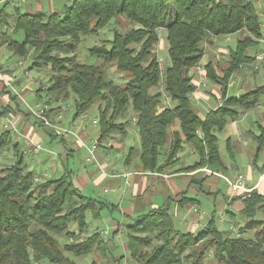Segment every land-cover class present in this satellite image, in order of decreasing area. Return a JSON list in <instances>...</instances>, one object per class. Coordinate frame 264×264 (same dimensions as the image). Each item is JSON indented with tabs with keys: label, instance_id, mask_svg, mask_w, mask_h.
Masks as SVG:
<instances>
[{
	"label": "trees",
	"instance_id": "1",
	"mask_svg": "<svg viewBox=\"0 0 264 264\" xmlns=\"http://www.w3.org/2000/svg\"><path fill=\"white\" fill-rule=\"evenodd\" d=\"M5 7L0 9V47L6 45L18 57L31 50L29 68L49 66L54 73L46 93L56 99L72 95L74 118L97 100L102 102L95 116L99 142L124 130L127 122L120 119L130 109L139 139L136 168L141 172H162L174 166L184 144L197 160L177 170L208 167L226 172L217 135L264 95V84L237 96L225 93L231 75L253 59L248 49L262 35L251 0H72L63 14L18 9L10 13ZM119 17L125 24L113 29L108 43L88 49L101 65L78 63L74 51L81 39L97 34ZM160 28L168 43V62L162 73L154 51ZM19 31L23 39H12L11 34ZM241 31L244 35L236 40L226 67L211 60L203 65L205 78L219 85L221 92L219 103L201 117L191 99L194 78L188 72L204 55L203 41L211 44L214 36ZM105 64L125 76L123 84L107 77ZM158 86L161 90H155ZM9 96L16 100L15 95ZM8 111V106L0 105V117ZM255 140L257 156L264 147V123L258 125ZM2 151H11L13 158L11 164L0 167V264H74L68 253L79 255L104 247L98 232L82 240L78 237L86 229L87 214L99 218L105 202L81 194L73 186L69 169L35 182L37 172L28 168L9 129L0 131ZM234 199L242 203L241 217L251 219L257 213L264 217V194L256 189L240 191ZM189 202L183 196L178 200L181 206ZM228 216L236 223L233 214L228 212ZM69 223H75V231L68 230ZM237 233L231 235L218 227L214 216L199 230L182 232L168 208L158 207L127 226V249L135 264H206L209 252L210 264H264V218L238 228ZM57 236L67 241L61 244Z\"/></svg>",
	"mask_w": 264,
	"mask_h": 264
},
{
	"label": "crops",
	"instance_id": "2",
	"mask_svg": "<svg viewBox=\"0 0 264 264\" xmlns=\"http://www.w3.org/2000/svg\"><path fill=\"white\" fill-rule=\"evenodd\" d=\"M51 1L52 0H26L24 3L17 6L10 7L8 5L6 7H9L8 12H11L12 9L19 10L23 8L25 12L33 13L38 8L42 7V5L48 3V9L56 11L55 8L50 9ZM251 1L255 4L257 10L264 8V0ZM2 6L4 5L1 4L0 7ZM232 35H236L234 42H232L235 46L236 40L242 37L244 32L241 31ZM161 39L160 36L158 44L161 42ZM258 47L259 43H257L255 47L249 48L248 54L253 55ZM209 60L208 55L205 54V60L201 58L198 63L201 66V71L197 72L190 68L188 72L190 75H193L194 87H197V90H194L192 93L191 99L194 107L200 109V112H197L201 117H203L207 111L213 109L220 100V86L211 83L204 75L203 65ZM0 65V70L3 72V74L0 75V92H2V94H0V105L9 107V111L0 117V131L9 129V123L17 129V133L10 132V134L18 144L19 149L23 152L24 158L27 156L26 163L28 168L34 173L46 171L47 177H57L64 169H69L72 172L73 186L80 193L92 186V182L93 184L106 183L105 187L109 188L108 192L116 194L117 202L95 198L92 196V194L95 193L94 188L89 189L88 191L90 194L85 196L106 203L107 206L104 209L111 212L110 214L112 215L109 225V228L112 230L111 239H117L118 235L121 237V234H124V232L126 233L127 226L130 225L134 219L158 207L168 208L176 229L182 232H195L204 227L210 218L214 216L213 209H215L214 205L217 199L218 208L220 210L223 209L221 211V218L232 221L228 216V212L233 214V218L235 219L241 217L239 211L242 209V203L240 200L234 199L241 190L232 189L223 179V177H226L230 180L229 176L231 172L236 171L231 178L232 181H234L238 175L242 174L245 189H249V191L256 189L259 193L264 194V147L259 151L257 156H255V136L258 134V125L264 123V95L260 97V101L255 107L240 113L237 118L229 121L225 128L218 133V141L226 137L224 141V151L226 155L225 158L227 159L224 162L226 163L227 169L224 174L213 171L208 167H201L186 172L177 170L180 167L192 165L194 161L197 160V156L188 144L187 149L185 147L181 149H186L184 154L181 150L177 154V162L174 166L166 168L162 172H135L137 170L136 165L139 154V139L137 149L128 142L131 137L130 132L136 133V129L133 128V120L125 117L128 111H126L120 119V121L127 122L124 126L123 137L112 134L110 136L108 148L100 147V145L93 148L96 161H85L89 167L76 170V168L69 165V157H72L73 154L76 153L74 151L80 149L79 146L84 148L85 152L88 153V149L92 147V139L99 134L97 119L95 120L93 117L95 120L93 121V118H88L87 115L83 120L84 122L78 117L74 118L73 116L71 119H68L65 111L66 119L64 122L59 123L60 126L72 127L74 130L79 129L80 133H82L81 131L87 133L88 137L84 140V146L78 145L73 137L62 138L53 131L51 133L50 131L48 132V130L45 131L42 125H40V122L31 114V110L39 105L37 94L34 93L33 95L35 97V104L33 106L26 103L15 91V89L18 90L20 88H22V91H28L27 87H25L24 77L18 73V70L16 71L17 67L15 63L9 65L7 59L1 61ZM257 65L260 71L264 70V57L257 61ZM222 66H227V60ZM259 70L245 71L243 68L237 70L229 79L225 92L226 96H237L236 93L234 94V87L230 85V81L232 80L237 84V80L239 81L242 77L244 78L243 73L251 74L252 76V80H250L251 84L248 87L255 86V78ZM12 82L14 84H12ZM200 82H205V84L208 82L209 91H205L206 85L202 86ZM246 83L247 82L244 81L242 85L237 86L238 93L247 88ZM1 84L6 86V89L3 91H1ZM250 90H252V88ZM9 94L15 95L16 100L10 99ZM48 113L50 120L55 119V111H49ZM133 116L134 113L131 111V117ZM136 137L138 138V135ZM133 139H135V137ZM30 141L41 145L42 150L37 155L32 156L30 153H26L30 146ZM229 151L232 154V159ZM5 152L6 151H4V153ZM87 157L88 155L85 159ZM237 159L239 160L237 161ZM9 161H12V156L11 159L9 158ZM124 171L131 172L128 177L130 181L129 185H125L124 178L121 176V173ZM106 188H103L104 192H106ZM182 196L190 199L191 202L182 206L179 205L178 200H180ZM196 207L198 209L197 211L194 210ZM115 212L116 215L113 216ZM117 218H119V220L126 219L128 222L123 225L121 223L122 221L118 222L119 220ZM118 224L125 228H123L119 234H115V228H117ZM94 229L95 232H100L99 234L104 240V250L106 248L105 241L109 231L105 228L106 235L104 236L102 231L105 229L99 228L98 225H95ZM119 241H122L121 243L128 252L127 238L126 240L120 239ZM129 260L126 259V263ZM112 264H120V261L116 258Z\"/></svg>",
	"mask_w": 264,
	"mask_h": 264
},
{
	"label": "rangeland",
	"instance_id": "3",
	"mask_svg": "<svg viewBox=\"0 0 264 264\" xmlns=\"http://www.w3.org/2000/svg\"><path fill=\"white\" fill-rule=\"evenodd\" d=\"M71 1L72 0H52L50 9L55 8L56 11L63 14L65 7L68 6L71 3ZM8 8L9 7L4 8V11L8 12ZM0 9H1V7H0ZM19 10H20V12L25 11L23 8H21ZM48 10H49L48 9V3H45L44 5H42V7L38 8L35 12H41V11L50 12V11H52V10H49V11ZM12 11H13V9H12ZM259 11H260V9L257 10V12H259ZM8 20H9V22H12V15L9 16ZM124 24H125V20L122 17H119L116 20H113L108 26H106L104 29H102L97 34L88 35V36L83 37L81 39L79 45L77 46V48L74 51V57H75L76 61L78 63L101 65V60L96 58L95 56L89 55L88 49L95 44L96 45L100 44L101 42H104L105 44H107L108 43L107 40H110L112 38L113 29H120L122 26H124ZM1 28L5 29V26L4 27L2 26ZM9 33H11V31ZM11 37L14 40L21 41L23 39V33L21 31L14 32L11 34ZM161 38H162L161 42L155 46L154 51H155V54H156L159 62H162V64L165 66V64L168 62V54H167L168 43H167V40L165 37V33L163 31L161 34ZM235 38H236V35H230V36L229 35H223V36L212 37L211 38V40H212L211 44L206 42V41H203L202 45L204 48V53L208 55V58L211 61L222 66L223 63L228 59V55H229L231 49L234 48V44L232 42H234ZM103 40H105V41H103ZM232 44H233V46H232ZM0 53H1L0 62L7 60V59H8L9 65L14 64L19 60L22 62L21 65L16 68V71L18 70V73H20V75L22 77H24L25 87H27L28 91L27 90L22 91V88H20L18 90L15 89V91L18 95L21 96V98L26 103L33 106L35 104L34 103L35 97L33 95H34V93H36L38 91V94L40 97V98H38L39 105H37L34 109H39L42 112V114L49 112L50 109H51L50 111H55V113H56L55 119H51V121L54 124H57V126H60L59 123L65 121V119H66L65 111L67 113V118L68 119L72 118L73 112H74V110H73V96L72 95H69L67 98L60 97L59 99H56L55 97H49L48 94L46 93V87L49 85L50 77L54 73L49 66L41 67V68H29L31 65V62H32V59H31L32 58V51L31 50L29 51L27 56L18 57L17 55L13 54L12 51L9 48H7L6 46H1L0 47ZM63 54L64 53L62 52V54H60V56H62ZM205 54L202 57L203 60H205ZM69 55H71V54H69ZM243 66H244V64H243ZM0 69H1V65H0ZM103 69H105L108 78L112 79L113 81H115L118 84L124 83L125 76L123 74L119 73L112 64L103 65ZM2 74H3V72L0 70V75H2ZM243 75H244V78L242 77L239 81L237 80V84L234 83L232 80L230 81V83H231L230 85H232V87H234L233 90H234V94L236 93V95H239L240 93L246 92V91L250 90L251 88L253 89L257 86L264 84V70H261V71L259 70V72H257V77L255 78V83H254L255 86H253V87H248L251 84L250 80H252L251 74H244L243 73ZM0 79H1V77H0ZM244 81L247 82L246 83L247 88L245 90H243L242 92L238 93L237 92V86L242 85ZM12 84H14V83L12 82ZM4 89H6V86L1 84V91H3ZM38 89H40V90H38ZM155 90H161V86H158L157 88H155ZM206 90L209 91V83L208 82H206L205 91ZM0 94H2V92H0ZM99 104H102V102L97 100L90 107V109L86 113L88 118L94 117L96 120L95 116L97 115V106ZM194 108L198 112H200L199 111L200 109L198 107H194ZM34 109H32V110H34ZM127 111L128 112H127L125 117L133 120V128H135L134 116L131 117L130 109H128ZM31 114L34 115L32 112H31ZM58 115H61V117L57 118ZM33 117H35V116H33ZM49 117L50 116H47V118H49ZM94 118H93V121H95ZM35 119H37L39 121L38 118L35 117ZM60 127H63V126H60ZM45 129L52 132L51 128L45 127ZM76 130L79 131V129H76ZM112 134L113 135L115 134L119 137H123V131H121V130L114 131V132H112ZM130 134H131V137L129 138L128 142L131 146H134L135 149H137V147H138V138L136 137L137 133L130 132ZM134 137H135V139H133ZM110 138L111 137H109V138H107L101 142H98V145H96L95 147H98L100 145V147L108 148V143H109ZM225 139H226V137H223V139L218 141L219 153H220L221 158L224 161H226V159H227V158H225L226 155H225V151H224ZM74 140L76 141L75 138H74ZM33 143H36V142H33ZM76 143L79 145V143L77 141H76ZM79 147H80V149L74 151L76 153H74L72 157H69V161H68L69 165L71 167L73 166L74 168H76V170H82L83 167H89V165L86 163L87 161L85 159V157L89 154L87 152H85L84 148H82L81 146H79ZM183 147H185L187 149L188 146H187V144H184ZM186 149L181 150V152L184 154L186 152ZM93 154L95 155L94 152H93ZM11 156H12L11 151H6L5 153H3V155L0 156V167L4 166L7 163L11 164L12 161H9V158L11 159ZM26 157L27 156H25V158H24L25 160L27 159ZM12 158H13V156H12ZM238 160L239 159H237V161ZM43 172H46V171H43ZM124 172H127V171H124ZM135 172L143 173L138 169ZM234 173H236V171L230 173V176H229L230 180L233 177ZM46 177H47V173H46ZM225 178L226 177H223L224 180H225ZM225 182H226V180H225ZM243 182H244V180L242 179V185H243ZM129 183H130V181H129ZM105 186H106V183H104V182H102L101 184H99V183L93 184V182H92V186H90L89 188H87L84 191H81V193L83 195H88V194H90L88 190L94 188L95 193H93L94 195L92 194V196H94L95 198H100V199L106 200V201L117 202L116 194L109 193L108 192L109 188L108 187L106 188ZM103 188H106V192H108V193L104 192ZM238 190H241L244 192H249V189H245V190L238 189ZM217 202H218V199L216 200L215 205H214L215 209H213L215 223L218 227L228 231L229 234H231V235L234 234V232H233V230H231V228L235 229V231H238V228L244 227L245 225H247L251 221L262 220L264 218L262 214L257 213L251 219H246L243 217H237L236 223H233V221H230L229 219L225 220V218L222 221H220L221 211L223 209L220 210L218 208ZM110 213L111 212H109L108 210L103 209L100 212L99 218H91L90 215L87 214V216H86L87 226L85 229L86 232L84 230L81 233V235L78 237V239L82 240L87 235L94 233L95 232L94 226L98 225L99 228H103V229L106 228L109 231L108 236L106 237V241H105V243H106L105 247L106 248L104 250H103V247L94 248L90 253H81L79 255H74L72 253H68L67 255L73 260L74 264H91V263H93V264H112V262L116 258L120 261V264H135L133 261L129 260L130 258H129L127 250L125 249L124 245L121 243L122 241H119L120 239L126 240V238H127L126 233L124 232V234H121V237L118 235L117 239L116 238L111 239L112 230L109 228L110 227L109 225L111 223V216L112 215ZM115 215H116V212L114 213L113 216H115ZM117 219L119 220V218H117ZM118 222H121L123 225H125L128 222V220L120 219ZM123 228H125V227L118 224L117 228H115L114 233L119 234ZM106 229L102 231V234L104 236L106 235ZM68 230L75 231L76 230L75 223H69ZM245 235H250V233H245ZM57 237H58V241L61 244L65 241H67V239L62 237V236H57ZM126 259L129 260L128 261L129 263L128 262L126 263V261H125ZM211 260H212V253L209 252L208 256H207L206 264H210ZM37 264H48V263L46 261H42L41 263H37Z\"/></svg>",
	"mask_w": 264,
	"mask_h": 264
},
{
	"label": "built area",
	"instance_id": "4",
	"mask_svg": "<svg viewBox=\"0 0 264 264\" xmlns=\"http://www.w3.org/2000/svg\"><path fill=\"white\" fill-rule=\"evenodd\" d=\"M26 0H0V5L3 4V5H6V6H10V7H14V6H17L21 3H24ZM258 15L260 17V28H261V31H262V35L258 38V43H259V47L255 50L254 54L252 55L253 56V59L248 62V63H245L244 66L242 67L245 71H253V70H258L259 69V66L257 65V61L258 60H261L263 57H264V8L261 9L259 12H258ZM161 31L162 29H158V35L160 37L161 35ZM21 61H17L15 63V66L16 67H19L21 65ZM159 69L161 71V73L163 72L164 70V65L162 64V62H159ZM192 69L197 71V72H200L201 71V66L199 64H196L194 66H192ZM200 84L202 86H205V82H200ZM194 90L196 91L197 90V87L194 88ZM163 101L165 103H167V97L164 96L163 97ZM31 112L34 114V116L36 118L39 119L41 125L43 128L47 127V128H51L52 131L60 136V137H74L76 139V141L79 143V145H82L84 146V140L86 137H88V134L85 133L84 131H81L82 133H80L79 131L77 130H74L72 127H60V126H57V124H54L49 118H47L44 114H42V112L39 110V109H34V110H31ZM61 115H58L57 118H60ZM80 120H83L85 119L86 117V114L85 113H81L77 116ZM9 130L10 132L12 133H17V129L11 124L9 123ZM98 142H99V134L96 135L93 139H92V147L90 149H88V157L86 158V161L87 162H90V161H96L95 159V156L93 154V148H95L96 145H98ZM42 150V147L39 143H33L30 141V146L29 148L27 149L26 153L27 154H31L32 156L34 155H37L40 151ZM3 154V151L0 153V155ZM131 172L127 171V172H123L121 173V176L124 178V182H125V185H129V175H130ZM46 177V172H38L34 175V181L37 182V181H40L42 179H44ZM242 179H243V176L240 174L237 176V178L232 181V180H229L227 178H225L227 184L232 188V189H242V190H245L244 186L242 185ZM195 211H197V207L194 208ZM223 218H220V221H222ZM231 230H233L234 232V235H238L237 231H235V229L231 228Z\"/></svg>",
	"mask_w": 264,
	"mask_h": 264
}]
</instances>
